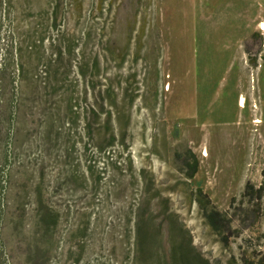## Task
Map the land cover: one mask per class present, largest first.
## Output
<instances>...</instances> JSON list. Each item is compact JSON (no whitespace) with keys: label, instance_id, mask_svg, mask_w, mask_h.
I'll return each mask as SVG.
<instances>
[{"label":"rangeland","instance_id":"1","mask_svg":"<svg viewBox=\"0 0 264 264\" xmlns=\"http://www.w3.org/2000/svg\"><path fill=\"white\" fill-rule=\"evenodd\" d=\"M263 41L264 0H0V239L14 264H30L46 211L59 222L43 264H126L138 203L153 218L140 264H186L178 245L257 262L264 196L244 192L264 185ZM198 188L242 228L228 245Z\"/></svg>","mask_w":264,"mask_h":264},{"label":"trees","instance_id":"2","mask_svg":"<svg viewBox=\"0 0 264 264\" xmlns=\"http://www.w3.org/2000/svg\"><path fill=\"white\" fill-rule=\"evenodd\" d=\"M12 33H15L12 31ZM264 42V41H263ZM264 44V43H263ZM73 45L69 46V52H72ZM9 50L10 58L12 59V62L17 67V71L20 72L17 76L19 77L21 72L24 71V65L20 62L19 57H21L22 54V45L18 46H12L7 48ZM38 53V52H37ZM39 54V53H38ZM8 56V55H7ZM8 59V58H7ZM41 59V58H40ZM253 65H257V59L256 58H250ZM56 60H50L47 64L46 70L44 71L46 75L49 73L52 74V63ZM51 63V65H50ZM7 67V65H5ZM93 71L94 74L99 70V58L96 57L92 60V64L89 67ZM84 68L82 69V73H84ZM54 76H56V73H53ZM16 80V77H15ZM12 87L15 85V81L11 82ZM45 85L48 83L44 81ZM50 83V82H49ZM58 85V84H57ZM61 87V86H60ZM3 86L0 85V89L2 90ZM15 108H16V100L10 101V112L13 116L15 114ZM112 142L108 145H114L115 140V134H112ZM193 161L190 162L188 165L191 167V171L188 174L189 178H193L195 174L198 171L199 161L196 156H193ZM197 195L198 200L202 205V208L204 210V214L210 225L219 233L221 234L223 242L228 245L230 242V238L233 236H239V234L242 231L241 229H238L237 231L233 229L232 223L234 221L232 216H228V213L220 211L215 204L212 202L211 198L203 191L202 188L197 189ZM244 195L249 197L250 200H256L261 201L264 196V185L259 186L256 188L254 185L247 184L245 188ZM260 216L256 214L255 210L253 211V221L254 224ZM133 231L129 230L128 233H131L133 236V241L131 242L130 237L128 236V233L126 234V238L128 239L127 245H130L129 248H124L125 251L123 253L124 258H126V261H128L126 264H140L139 260V252L140 249L143 247L146 240H148L150 236L151 231V225L153 224V218L152 214H148L145 212V208L141 206V203L137 204V210L135 214L133 215ZM58 215L54 211H46V213L41 214L37 229L35 230L34 234L31 237V242L28 244L29 246V252L27 254V261L30 262V264H43L45 262L44 256L47 255L46 252V242L53 240L54 235L56 233L57 227H58ZM43 242L45 243V247H43ZM43 244V245H42ZM42 245V246H41ZM188 247V246H187ZM44 250V252L41 253V251ZM177 248V258H180L186 262V264H210V262L202 257L201 255H198V258H194L193 255H190L189 249H184L183 246L178 245L175 246V253ZM255 255L258 257L257 262H252V264H264V253L261 251L255 252ZM12 254L9 253L8 247L5 245V243L0 239V264H14V262L11 260ZM80 259H74L73 263H78ZM183 261V262H184Z\"/></svg>","mask_w":264,"mask_h":264},{"label":"crops","instance_id":"3","mask_svg":"<svg viewBox=\"0 0 264 264\" xmlns=\"http://www.w3.org/2000/svg\"><path fill=\"white\" fill-rule=\"evenodd\" d=\"M264 43V42H263Z\"/></svg>","mask_w":264,"mask_h":264}]
</instances>
